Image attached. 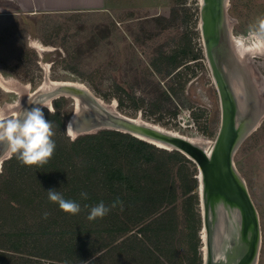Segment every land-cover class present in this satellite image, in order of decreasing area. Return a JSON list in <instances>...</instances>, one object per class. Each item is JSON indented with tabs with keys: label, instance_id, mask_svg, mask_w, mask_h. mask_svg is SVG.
I'll use <instances>...</instances> for the list:
<instances>
[{
	"label": "rangeland",
	"instance_id": "1",
	"mask_svg": "<svg viewBox=\"0 0 264 264\" xmlns=\"http://www.w3.org/2000/svg\"><path fill=\"white\" fill-rule=\"evenodd\" d=\"M106 2L105 8L96 11L30 16L10 12L11 5L0 0V75L9 81L8 89L0 88V110L11 115L16 105L43 85L52 89L55 82L80 83L100 103L121 115L195 140L205 151L210 150L219 120L215 101L207 100L212 85L203 62L185 58L176 65L167 59L187 41L196 58L204 59L202 0ZM225 17L233 44V38L248 37L264 20V0H225ZM249 55L253 70L264 77V54L255 51ZM232 79L240 80L236 75ZM260 94L264 98L263 90ZM57 100L62 101L61 111L67 114L64 136L74 140L78 136H71L67 125L75 115L77 99L55 97L44 109L53 112ZM255 120L238 143L232 162L257 213L260 241L255 264H264V113L261 117L257 112ZM182 155L190 161L188 167L196 180L194 209L200 220L197 256L203 264L200 173L197 165ZM176 207L179 213L181 199ZM175 247L179 256L184 255L185 246L176 243ZM180 264H187V260Z\"/></svg>",
	"mask_w": 264,
	"mask_h": 264
},
{
	"label": "trees",
	"instance_id": "2",
	"mask_svg": "<svg viewBox=\"0 0 264 264\" xmlns=\"http://www.w3.org/2000/svg\"><path fill=\"white\" fill-rule=\"evenodd\" d=\"M195 56L187 41L167 59L178 65ZM53 107L43 110L56 143L48 162L25 166L11 156L2 163L0 264H201L190 161L114 130L69 140L62 101ZM53 189L80 203V212L65 213L49 201L46 191ZM100 202L109 213L89 220ZM176 243L185 246L184 255Z\"/></svg>",
	"mask_w": 264,
	"mask_h": 264
},
{
	"label": "water",
	"instance_id": "3",
	"mask_svg": "<svg viewBox=\"0 0 264 264\" xmlns=\"http://www.w3.org/2000/svg\"><path fill=\"white\" fill-rule=\"evenodd\" d=\"M200 21L206 54L218 83L223 109L221 127L209 153H206L203 147L158 126L121 115L111 106L100 103L87 89L74 85H57L52 89L37 90L25 97L19 105L22 108H30L42 101L41 106L45 108L55 97L70 95L78 102L77 109L73 112L75 115L67 125L71 136L114 130L129 134L157 148L184 154L197 165L200 173L198 190L202 224L207 236V255L206 259L203 257V264H255L260 241L257 213L232 162L234 151L242 139L238 138L239 130H235L231 109L226 103L224 90L211 60V47L217 39L219 29L221 28L223 33L229 31L225 17V0H202ZM19 105H16L15 109ZM7 156L3 155V146H0V167ZM227 206L233 209L231 215H234V219L231 225L228 223ZM226 219L227 224L224 223ZM236 229L237 231H234ZM199 237L201 239V235ZM224 248L226 251L222 253Z\"/></svg>",
	"mask_w": 264,
	"mask_h": 264
},
{
	"label": "clouds",
	"instance_id": "4",
	"mask_svg": "<svg viewBox=\"0 0 264 264\" xmlns=\"http://www.w3.org/2000/svg\"><path fill=\"white\" fill-rule=\"evenodd\" d=\"M251 39L247 45L245 41ZM238 54L243 56L253 50L264 51V20L259 21L256 29L251 30L248 37L237 39ZM42 101L33 104L30 108L19 105L11 115L6 110H0V146H3V155L15 156L25 166L41 167L52 157L56 143L52 122L47 119L43 111ZM49 201L57 203L59 208L68 214L76 215L81 206L75 200L65 199L60 191H46ZM81 198L87 199V193L81 192ZM110 211L103 202L91 207L89 220L103 218Z\"/></svg>",
	"mask_w": 264,
	"mask_h": 264
},
{
	"label": "flooded vegetation",
	"instance_id": "5",
	"mask_svg": "<svg viewBox=\"0 0 264 264\" xmlns=\"http://www.w3.org/2000/svg\"><path fill=\"white\" fill-rule=\"evenodd\" d=\"M220 29L217 33V39L213 44V46L211 47L212 65L217 74L220 85L224 90V94L227 99L226 103L229 104V107L231 109L230 113L232 114L233 117L232 121H233V125L235 126V130L236 129L239 130L238 138L244 139L246 134L255 125L254 118L257 112L259 113V116L261 115V117L263 116L264 113V98H262L261 97L262 95L260 94V91L262 89L264 91V77L260 76L259 72H257L255 69L253 70V68L251 67L252 65L249 64V59L252 56L248 55L249 56L248 57L243 55L242 57L241 55H239L234 45L232 44V37L229 31L223 33ZM203 54H204L203 55L204 59L195 58L190 61H195L200 59L201 62H203L205 73L209 77L210 83L212 85V87H210V95L207 100L209 102L215 101L216 112L219 120V130H220L222 117H223L221 94L219 92L218 83L213 75L209 58L206 54L205 45H204ZM221 70H223L224 73ZM234 74L238 78H240V80L235 79L236 83L238 82V85L241 86L242 90L245 89L242 97L240 98L235 93V89L232 84L231 76L232 78L233 77L235 78ZM260 87L262 88L260 89ZM237 125H239V127H237ZM226 209L229 218L228 223L231 225L234 219V215H231L233 209L228 206L226 207ZM234 231H237V229ZM225 251L226 249L225 250L222 249V253H224Z\"/></svg>",
	"mask_w": 264,
	"mask_h": 264
},
{
	"label": "crops",
	"instance_id": "6",
	"mask_svg": "<svg viewBox=\"0 0 264 264\" xmlns=\"http://www.w3.org/2000/svg\"><path fill=\"white\" fill-rule=\"evenodd\" d=\"M21 15L82 13L106 7V0H4Z\"/></svg>",
	"mask_w": 264,
	"mask_h": 264
},
{
	"label": "bare ground",
	"instance_id": "7",
	"mask_svg": "<svg viewBox=\"0 0 264 264\" xmlns=\"http://www.w3.org/2000/svg\"><path fill=\"white\" fill-rule=\"evenodd\" d=\"M239 39V38H238ZM236 41H237V39H235V38H233V44H234V47H235V49H236V51H237V44H236ZM34 42V41H33ZM36 42V41H35ZM245 43H248V45H250L251 43H252V41H251V39H247L246 41H245ZM32 44V43H31ZM37 45H39L38 43H37ZM33 46V45H32ZM31 46V47H32ZM48 47V46H47ZM34 48V47H33ZM36 48L40 51V52H44V51H42L43 49L40 47V46H36ZM48 48H50V47H48ZM36 49V50H37ZM47 49V48H46ZM234 49V50H235ZM44 50H45V48H44ZM256 50H253L252 52H255ZM259 52H261V53H263L264 54V51H259ZM237 53H238V51H237ZM251 53V52H250ZM250 53H247V54H245V56H248ZM243 57V56H242ZM249 57V56H248ZM246 58V57H245ZM239 59H240V57H239ZM242 61H243V59H242ZM225 68V67H224ZM222 72H223V70H221ZM224 73V72H223ZM7 78V77H6ZM259 78V77H258ZM231 79H232V76H231ZM261 80V79H260ZM215 81V80H214ZM259 81V80H258ZM12 83V82H11ZM232 84H233V87H234V89H235V93L237 94V96L240 98V97H242V95H243V90L241 89V86L240 85H238V82L236 83V81H233V79H232ZM237 84V85H236ZM9 85V81L7 80V79H4L1 75H0V88L1 89H8V86ZM53 85H74V86H76V87H81V88H84L85 89V87L83 86V85H81L80 83H74V82H55V83H53ZM263 85V84H262ZM55 86V87H56ZM261 86V85H260ZM10 87V86H9ZM261 88V87H260ZM41 89H45V90H47V88H45V86L43 85L42 87H41ZM263 90V89H262ZM242 100V99H241ZM242 105V104H241ZM254 122L256 123V120H255V118H254ZM252 127V126H251ZM169 132V131H168ZM172 133V132H171ZM185 139V138H184ZM191 139V138H190ZM189 141H191V142H193V143H195V144H197V145H199L198 144V142L197 141H195V140H189ZM199 146H201V145H199ZM202 147V146H201ZM206 153H209V150L208 151H206ZM200 177V176H199ZM204 211V210H203ZM225 215V214H224ZM229 219V218H228ZM224 223L225 224H227V219L226 220H224ZM218 227H220V224L218 225ZM221 231L223 232L224 231V229H221ZM220 231V232H221ZM199 235H201V239H202V253H203V257L206 259V255H207V249H206V245H207V236H206V230H205V228H202V231H201V233L199 234Z\"/></svg>",
	"mask_w": 264,
	"mask_h": 264
}]
</instances>
